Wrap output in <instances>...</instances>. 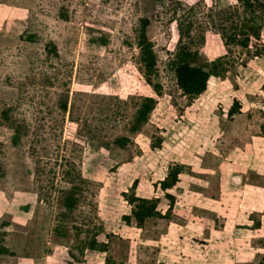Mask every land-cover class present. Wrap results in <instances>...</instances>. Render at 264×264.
Segmentation results:
<instances>
[{
    "label": "rangeland",
    "instance_id": "374dc122",
    "mask_svg": "<svg viewBox=\"0 0 264 264\" xmlns=\"http://www.w3.org/2000/svg\"><path fill=\"white\" fill-rule=\"evenodd\" d=\"M250 3L0 0V264H264V0ZM249 25L258 38L229 40ZM181 45L219 61L196 97L170 66ZM142 98L154 109L130 133ZM131 196L159 216L126 224Z\"/></svg>",
    "mask_w": 264,
    "mask_h": 264
},
{
    "label": "trees",
    "instance_id": "16d2710c",
    "mask_svg": "<svg viewBox=\"0 0 264 264\" xmlns=\"http://www.w3.org/2000/svg\"><path fill=\"white\" fill-rule=\"evenodd\" d=\"M242 4L245 10H250L251 3L250 0H242ZM149 26L148 18L144 17L139 20L136 29V45L139 49V61L141 66L145 71V77L147 83L151 84V78L156 72L157 59L154 53L152 44L147 38V28ZM239 34H234L229 40L245 47L249 42V35L258 38V29L255 26H243L240 28ZM190 26L183 31L179 29V34L181 37L189 38ZM237 35L240 39L237 40ZM51 49V48H50ZM54 51V48L51 49ZM197 55L190 51L187 45H181L177 49V53L174 56L173 61L170 66L173 70L176 85L179 90L188 97H196L204 93L207 89L209 79L213 76H219V61L212 63H205L203 65H197ZM153 90L156 95L160 93V87L155 85ZM155 101L153 98H142L133 113L132 121L129 125L130 133H137L147 122L149 115L154 109ZM62 109L65 110L66 106L62 105ZM19 136V131L16 128L13 141L16 142ZM128 143V139L125 137L117 138L113 141V145L117 148H125ZM1 177V173H0ZM176 173L171 174L170 178L163 182L161 189L167 190L176 184ZM128 203L133 206L131 214L125 217L124 220L126 224H135L136 227L140 228L143 226L144 222L148 219L155 218L159 216L157 211V201H146L143 199H138L135 196H131L128 199ZM67 208L70 209L73 206L71 199L67 201ZM90 250L95 249V243L91 242L89 245ZM9 255V252L4 247L0 246V256ZM114 264V263H109Z\"/></svg>",
    "mask_w": 264,
    "mask_h": 264
}]
</instances>
